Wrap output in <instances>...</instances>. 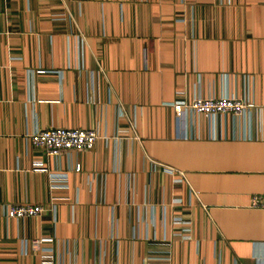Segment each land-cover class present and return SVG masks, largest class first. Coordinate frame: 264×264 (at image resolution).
I'll list each match as a JSON object with an SVG mask.
<instances>
[{
  "label": "crops",
  "instance_id": "1",
  "mask_svg": "<svg viewBox=\"0 0 264 264\" xmlns=\"http://www.w3.org/2000/svg\"><path fill=\"white\" fill-rule=\"evenodd\" d=\"M219 95L246 109L175 115ZM263 190L264 0H0V264H264Z\"/></svg>",
  "mask_w": 264,
  "mask_h": 264
},
{
  "label": "built area",
  "instance_id": "2",
  "mask_svg": "<svg viewBox=\"0 0 264 264\" xmlns=\"http://www.w3.org/2000/svg\"><path fill=\"white\" fill-rule=\"evenodd\" d=\"M172 105L177 117H184L187 112H195L204 116H212L223 112L241 114L246 109V103L242 98L230 95L195 96L189 100H176ZM98 136L97 130L93 127L51 126L35 129L31 133L26 134V140L33 145L44 147L48 154L57 155L70 149H90L94 146ZM152 162L156 165H163L166 169L173 170L168 165L158 161L152 160ZM75 169H79V165H75ZM247 206L264 208V190L251 193ZM42 210L43 206L40 203H18L9 204L6 208V214L10 217H23L37 215ZM50 240L51 237L33 238L28 241V244L30 248L35 249L38 248L40 242ZM43 254L47 256L45 262L50 264V249L45 248Z\"/></svg>",
  "mask_w": 264,
  "mask_h": 264
}]
</instances>
